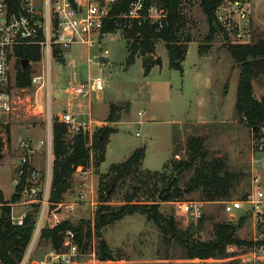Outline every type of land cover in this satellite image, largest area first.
<instances>
[{
  "label": "rangeland",
  "instance_id": "374dc122",
  "mask_svg": "<svg viewBox=\"0 0 264 264\" xmlns=\"http://www.w3.org/2000/svg\"><path fill=\"white\" fill-rule=\"evenodd\" d=\"M245 1L250 5L251 13L246 29L241 32L243 37L238 39L222 30L226 39L224 40L223 36L215 38L209 44L206 55L198 53L200 45L207 46L204 39L208 32L206 15L200 1L193 0L182 5L184 24L180 33L189 35L192 41L187 43V52L181 63V70L169 67L168 53L162 41L155 44L154 53L155 57L160 59V64H150L147 70L149 56L140 53H137L134 60L129 63L130 43L119 31L102 36L100 46L90 51V55L107 52L109 66L103 70L95 65L96 60L88 62L89 51L81 45H73L69 50H62L63 61L51 57L49 64L42 60L40 53V61L28 62L24 71L20 61H16L12 72V85L13 90L22 93L19 94L20 98L16 99L15 110L9 123L0 124V137L4 142L3 158L0 161V208L9 202L15 188L14 182L18 178L16 167L20 157L25 153L20 148L22 141L33 151L30 166L41 173L42 178L38 185L42 190L46 188L48 197L51 182L53 118L63 112L73 115V112L66 107L70 102L82 106L81 112L85 114L82 119L85 122L88 121V114L92 120L98 121L107 115L110 103L116 104L122 109L117 115V124L114 126L105 123V119L96 124L80 125L82 129L90 131L92 138L102 128H113L116 133L110 138L103 163L98 164L97 157L92 152L86 170L72 175L70 187L61 202L64 205L71 204L74 208L68 210L64 206L57 211L62 222L83 225L81 244L83 251L78 246V251L75 256L70 257V262L71 264H193L185 258L183 248L170 239L165 241L158 228L145 216L125 217L100 231L99 238L105 241L112 260L100 258L98 236L91 227L88 233L86 225L92 221L100 204L101 184L107 185L113 178V174L109 173V167L126 161L139 148H144L145 151L139 176L135 180L126 179L110 188L108 190L110 194L106 195L108 198L106 205L119 206L126 196L137 191H139L137 201L149 200L151 186L146 189L139 183L140 179L145 178L144 172L162 171L163 165L169 159L172 162L187 159V141L192 137L203 139V150L207 160L221 159L231 172L240 174L234 190L224 201L243 199L252 188L253 175H257L264 186V136L262 135L264 130L257 136H252L250 130L235 114L240 67L233 62L225 43L252 44L258 39L264 40V0ZM222 3L229 8L227 1L221 0L220 4ZM152 6L158 8L156 5ZM238 24L242 25L241 22ZM180 38L183 39L185 36L182 35ZM27 68L30 73V84L27 87L18 86L17 71L25 73ZM256 74L258 76L252 82L253 96L256 100H261L264 96V72L258 71ZM34 76H43L44 82H48L49 87L47 85L38 90L39 86H33L31 81ZM94 78H101L104 81L103 93L92 94L89 98L65 94L69 85ZM139 112L143 113V117H138ZM258 147L263 148V152L255 156L260 163L252 167V152ZM175 156L179 159H175ZM197 164L198 160L194 162V167ZM171 173L173 169L168 166L165 173L168 179ZM192 174L193 171L180 172L181 185H184ZM157 188L161 191L155 196L160 213L166 218H172L180 230L197 226L196 219L179 209V205L184 202H202L197 191L185 188V196L182 199L164 201L165 189L161 184H157ZM42 195L43 192L38 194L39 200ZM28 201V198L22 195V198L15 203L17 206L13 207L15 204H10L11 215L19 218L37 210L36 222L42 218L41 230L53 228L49 213L54 212L52 211L54 207L50 208L49 203H28ZM222 202H203V224L199 233H196V239L212 240L215 224L238 223L239 214L235 218L224 214ZM34 204H38L36 209L31 207ZM12 208H14L13 212ZM249 219L246 218L235 234L240 241H253V229ZM38 238L39 235L36 239H32L35 240L34 242L31 240L34 249L28 264H40L49 249L47 242L39 243ZM254 248L255 246L249 248L232 245L228 247L226 257L214 261V264L230 262L264 264V245L263 251L256 252L255 255L252 254Z\"/></svg>",
  "mask_w": 264,
  "mask_h": 264
},
{
  "label": "trees",
  "instance_id": "16d2710c",
  "mask_svg": "<svg viewBox=\"0 0 264 264\" xmlns=\"http://www.w3.org/2000/svg\"><path fill=\"white\" fill-rule=\"evenodd\" d=\"M193 0H146L145 7L149 8L156 5L166 12V21L162 28H158L157 23H152L148 19H142L140 25L134 24L131 29L120 31L124 38L130 43L129 63L134 60V56L140 53L143 56L154 57L155 44L162 41L168 53L169 67L174 70H181V63L187 52V43L192 41L189 35L180 33L184 24V17L181 13V7L184 3ZM12 6H16L17 0H8ZM130 0H117L112 6L109 19L105 21L101 32V37L107 34L118 32L119 26L113 21V17L126 13L129 9ZM221 3V0H207V8L204 10L208 32L204 39L207 46H199L198 53L206 55L209 50V44L217 37L225 35L221 26L215 17V10ZM204 8V4L200 3ZM146 14V12H145ZM185 38L181 39V36ZM226 43L227 51L233 62L240 67L239 80L236 90L235 114L239 121L243 123L253 134L257 136L264 130V96L261 100H256L253 96L252 82L258 76L256 72H264V40L258 39L252 44H230ZM207 47V48H206ZM17 61L39 62L40 51L37 47H23L16 52ZM53 57L63 61L62 51L55 47ZM160 64V59H153L151 64ZM151 65H148L147 70ZM29 69L25 73L20 70L16 74V84L21 87H27L30 84ZM118 105H110L109 115L106 122H117V115L121 111ZM8 131V127L5 128ZM116 133L114 129L102 128L93 136L92 146L87 147L88 132L82 128L75 132L71 125L64 124L55 116L51 125V182L49 188L48 203L49 207L61 203L63 195L70 187L71 177L76 172H84L89 164L91 153L94 152L98 164L104 162L106 147L109 137ZM264 136V134H262ZM4 142L0 137V161L3 158L2 150ZM188 157L185 160L172 162L169 159L162 167V171H145V178L140 179L146 189L151 186L149 200L137 201L139 191L126 196L124 202L116 207L106 205L108 190L115 187L126 179H137L139 176L140 164L144 158V148L136 149L130 157L119 164L109 167V173L113 178L107 185L101 184L99 188L100 204L94 213L93 219L88 226V233L91 228L98 236L99 251L102 260H112V256L104 240H101L100 231L113 223L121 221L123 218L133 215L145 216L151 221L162 234L164 240L176 242L183 248L185 258L193 264H214V261L224 259L228 247L232 245L252 247L255 245H264V240L240 241L235 236L237 230L246 220L241 217L237 224L220 223L215 224L213 228V239L201 241L195 238L203 224V215L197 220V226H190L186 230H180L172 218H166L159 212V205L155 201L158 195L157 184L165 192L164 201H174L182 199L185 196V188L191 191H197L204 203H220L227 199L234 190L240 177L239 173L231 172L221 159H206V153L203 150V139L192 137L187 141ZM192 159L194 161H192ZM198 164L194 167V162ZM171 166L173 173L170 179L166 177L167 167ZM182 171H193L191 177L181 185ZM26 174L24 173L15 185L13 194L4 206L0 208V264H20L25 252L32 240L36 228L37 210L28 212L24 215L22 225H16L11 221L10 204L17 203L23 195L25 187ZM152 182V183H150ZM33 209L38 204L31 206ZM91 227V228H90ZM74 233L76 243L80 250L82 248L83 225H71L68 221H63L59 225L50 229H42L39 232L38 241H46L48 247L56 252H62V240L66 231ZM219 264V263H218ZM227 264V263H220ZM235 264V263H228Z\"/></svg>",
  "mask_w": 264,
  "mask_h": 264
},
{
  "label": "built area",
  "instance_id": "2783aa9c",
  "mask_svg": "<svg viewBox=\"0 0 264 264\" xmlns=\"http://www.w3.org/2000/svg\"><path fill=\"white\" fill-rule=\"evenodd\" d=\"M223 1L228 2L229 8L225 7L223 3L220 4L215 11L216 20L224 33L240 39L243 37L241 32L246 29L251 7L245 0ZM116 2L117 0H17L14 7L8 0H0V124L9 123L15 110L16 99L20 98L19 94L22 93V91L13 90L12 85V72L17 61L16 52L19 49L27 46L37 47L42 60L49 64L55 47L62 51L69 50L73 45H81L89 51L88 60L90 63L96 60L95 65L100 70L109 66L107 52L90 55V51L100 46L102 29ZM145 3L146 0H130L128 11L113 17V21L120 27L119 32L131 29L134 24L140 25L142 19L157 23L158 28H162L166 21V12L159 7L157 9L153 8L154 6L146 8ZM240 22L242 25L238 24ZM31 81L33 86H39L38 90L48 85V82H44L43 76H34ZM104 88V81L101 78H94L69 85L66 87L65 94L89 98L92 94L103 93ZM138 117H143V113L139 112ZM57 118L60 122L71 125L75 132L81 128L69 112H63ZM91 141L92 137L88 132V147L91 146ZM28 147L24 141L20 143V148L25 153L20 157L16 167L18 178L14 183L17 185L20 177L25 173L23 196L28 198V203L48 204L46 188L42 190V187L38 185L42 178L41 173L30 166V157L33 151ZM260 152H263L262 147H258L252 152V167L260 163L259 159H255V156ZM175 159H179V157L175 156ZM251 185L250 192L243 199L223 201L222 211L230 218H235L238 214V220L241 217L250 218L253 241L258 242L264 240V186L257 175L252 176ZM40 192H43L41 200L37 197ZM64 206L68 210L74 208L73 205H64L62 202L53 205L52 211L54 212L49 213L52 226L62 222L57 211ZM41 207L43 208V206ZM179 209L184 214L198 220L204 213V203L184 202L179 205ZM43 210L46 211L44 208ZM23 217L24 215L14 218L11 215V221L20 226ZM41 227L42 218L36 222L33 238L38 237ZM34 241L32 240V242ZM32 242H30L20 264H28L34 249ZM62 249V252H56L49 247L40 264H71L70 257L76 255L78 245L74 233L70 230L66 231L63 236ZM262 251V245H255L252 254L255 255L256 252Z\"/></svg>",
  "mask_w": 264,
  "mask_h": 264
},
{
  "label": "crops",
  "instance_id": "0c3cea01",
  "mask_svg": "<svg viewBox=\"0 0 264 264\" xmlns=\"http://www.w3.org/2000/svg\"><path fill=\"white\" fill-rule=\"evenodd\" d=\"M154 59L156 58L155 56L153 57ZM88 62H89V60H88ZM110 105H112V103H110L109 104V107H110ZM114 105H116V104H114ZM67 108H68V110H70V112H73V116H74V118H75V120H76V122L78 123V124H80V125H82V126H84V125H91L92 123H94V124H96V123H100V122H102L101 120H103V119H105L104 120V122L106 123V118L108 117V115H109V110H108V113H107V115L106 116H103L102 117V119H99L98 121H95V120H92L91 119V116H90V114H88V121H84L83 119H82V117L85 115L83 112H81L82 111V106H80V105H77V104H72V103H70V102H68V104H67V106H66ZM60 114H58L57 116H59ZM80 120V121H78V120ZM81 120H83V121H81ZM103 122V123H104ZM108 123V122H107ZM112 126H114L115 124H117V122H115V123H110ZM113 129V128H112ZM115 130V129H114ZM90 132V131H89ZM115 132H116V130H115ZM115 134V133H114ZM113 135V134H112ZM111 135V136H112ZM111 136L109 137V140H108V143H109V141H110V138H111ZM108 145V144H107ZM107 148V147H106ZM25 204H27V203H25ZM15 206H17V204H15L13 207H15ZM12 207V206H11ZM13 210H14V208H12V212H13Z\"/></svg>",
  "mask_w": 264,
  "mask_h": 264
},
{
  "label": "water",
  "instance_id": "95a60500",
  "mask_svg": "<svg viewBox=\"0 0 264 264\" xmlns=\"http://www.w3.org/2000/svg\"><path fill=\"white\" fill-rule=\"evenodd\" d=\"M198 1H200V3H203V4H204V8H203V10H205V9L207 8V0H198ZM152 59H153L152 56H149V57H148V64H149V65L151 64ZM20 64H21V67H22V69H23V71H24L25 68H26V66H27V64H28V61H20ZM109 194H110V191L107 193V195H109Z\"/></svg>",
  "mask_w": 264,
  "mask_h": 264
}]
</instances>
